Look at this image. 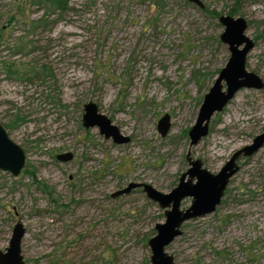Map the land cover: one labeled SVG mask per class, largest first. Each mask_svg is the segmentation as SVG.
Instances as JSON below:
<instances>
[{"label":"rangeland","instance_id":"1","mask_svg":"<svg viewBox=\"0 0 264 264\" xmlns=\"http://www.w3.org/2000/svg\"><path fill=\"white\" fill-rule=\"evenodd\" d=\"M202 1L69 0L61 11L0 0V123L26 156L17 177L0 171L1 250L20 220L26 264H151L164 209L142 187L112 194L129 182L177 185L189 129L230 55L218 17L232 7L255 42L246 67L264 80V0ZM88 101L130 140L85 128ZM263 124L264 88H243L192 155L217 172ZM63 152L73 157L58 160ZM239 165L216 209L185 221L167 246L176 264H264V146Z\"/></svg>","mask_w":264,"mask_h":264},{"label":"water","instance_id":"2","mask_svg":"<svg viewBox=\"0 0 264 264\" xmlns=\"http://www.w3.org/2000/svg\"><path fill=\"white\" fill-rule=\"evenodd\" d=\"M200 8L204 7L202 0H188ZM224 27L220 33V40L228 47L230 55L225 65L204 94L194 124L190 127L189 145H197L210 131L212 117L221 112L243 89L264 88V80L254 71L248 70L246 61L248 53L255 42L247 33V21L241 15L221 14L218 17ZM82 125L85 128L97 127L105 138H111L115 143H126L130 137L123 135L117 125L104 113L98 111L96 103L88 101L83 106ZM157 129L161 136L170 129V115L164 113L157 122ZM264 146V124L262 130L256 134L250 143L236 149L219 171L213 173L202 166L200 159L189 158L190 167L183 172L169 192L164 193L149 183L129 182L124 188L116 190L112 196L128 193L134 187H142L146 196L157 202L164 209V221L155 224L156 233L148 239L151 250V264H176L172 254L166 251L167 246L182 233L181 225L190 219L212 213L221 202L230 178L238 171V160L254 155ZM71 152L56 155L60 161L72 158ZM26 156L23 148L11 139L5 127L0 123V171L8 172L17 177L25 167ZM190 198L187 207L182 202ZM26 229L20 220L12 227L8 245L0 249V264H26L21 251V242Z\"/></svg>","mask_w":264,"mask_h":264},{"label":"trees","instance_id":"3","mask_svg":"<svg viewBox=\"0 0 264 264\" xmlns=\"http://www.w3.org/2000/svg\"><path fill=\"white\" fill-rule=\"evenodd\" d=\"M39 2L40 3L41 2L42 3H47V5L50 6V8L58 9V10L62 11V10H64L67 7L69 0H39ZM239 13H240V11L236 7H232V8H230L228 10V14H230V15H237ZM8 67L9 68H8L7 75H9V76L10 75H16L18 73V70H16V69L11 70V68L13 67V64H9Z\"/></svg>","mask_w":264,"mask_h":264},{"label":"flooded vegetation","instance_id":"4","mask_svg":"<svg viewBox=\"0 0 264 264\" xmlns=\"http://www.w3.org/2000/svg\"><path fill=\"white\" fill-rule=\"evenodd\" d=\"M209 132H210V131H209ZM189 142H190V139H189ZM193 146H195V145H193ZM191 148H192V146L189 145V147H188V149H187V152H186V156H185V159H186L187 164H188L187 169L190 167V165H189V159H188V156H187V155H188V150L190 151L189 158H190L191 160H193V159H200V158H198V157H194V156L192 155V150H191ZM234 151H235V150H234ZM234 151H233V152H234ZM233 152H232V153H233ZM230 156H231V155H230ZM72 157H73V156H72ZM240 159H241V158H240ZM240 159L238 160V164H239ZM200 160H201V159H200ZM227 160H228V159H227ZM227 160H226V161H227ZM201 162H202V166L205 167V166H204V163H203L202 160H201ZM224 164H225V163H224ZM224 164H223V165H224ZM223 165H222V166H223ZM222 166H221V167H222ZM205 168H206V167H205ZM239 168H240V167H239ZM187 169H186V170H187ZM206 169H207V168H206ZM186 170H185V171H186ZM208 170H209V169H208ZM219 170H220V169H219ZM219 170H218V171H219ZM238 170H239V169H238ZM185 171H183V172H185ZM209 171H210V170H209ZM183 172H182V173H183ZM211 172H212V171H211ZM182 173H181V174H182ZM213 173H216V172H213ZM181 174H180V175H181ZM179 177H180V176H179ZM178 180H179V179H178ZM221 200H222V198H221ZM220 203H221V202H220ZM220 203H219V204H220ZM219 204H218V205H219ZM218 205H217V206H218ZM217 206H216V207H217ZM215 209H216V208H215Z\"/></svg>","mask_w":264,"mask_h":264}]
</instances>
